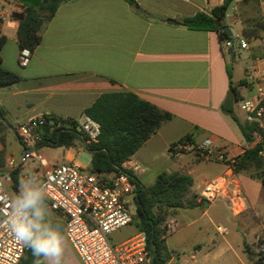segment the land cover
Instances as JSON below:
<instances>
[{
    "label": "crops",
    "instance_id": "1",
    "mask_svg": "<svg viewBox=\"0 0 264 264\" xmlns=\"http://www.w3.org/2000/svg\"><path fill=\"white\" fill-rule=\"evenodd\" d=\"M222 1L135 0L137 9L123 0L62 2L51 19L42 24L39 44L31 52L28 64L20 67L16 40L20 20L12 18L11 14L22 13L23 7L19 9L17 3L0 0V35L6 38L0 50L1 66L20 78L15 84L0 87V108L6 125L4 146L0 142L4 169L18 167L20 181L29 176L24 170L28 160L21 163L23 149L20 158L7 151L8 131L20 145L13 131L18 124L39 116L78 120L100 95L130 92L172 117L122 166L138 178L156 159L153 150L157 147L166 163L163 171L189 176L192 187L188 196H197L205 183L225 173L226 168L213 159L171 151L172 144L188 135L191 143L209 140L213 148H222L227 158L236 159L252 148L253 142L246 141L234 121L220 110L229 90V79L223 45L216 32L191 30L171 25L168 20L190 17L197 12L209 13ZM255 15L264 19V0H231L223 19L231 37L234 35L239 43L246 44L245 48H240L239 44L242 55L232 50V60L236 55L240 58V75L234 77L231 71L230 82L239 95L233 103V113L248 127L246 115L237 102L253 99L257 89L264 88V36L247 42L241 34L243 20L249 21ZM261 146L260 155L264 160V143ZM37 150L39 152L41 147ZM44 159L45 168L30 159L39 167L29 171L38 181L44 169L56 165ZM235 178L241 212L233 213L225 200H219L211 205L203 203L199 207L179 209L167 218L165 222L171 223L165 238L171 253L167 264H172L175 256H179V252L174 253L168 247L167 240L190 226L202 233L208 243L196 242L192 246L190 258L193 261L201 251L209 252L222 244L230 246L229 235L233 232L239 236L243 250L246 243L243 236L264 226V186L250 170L235 173ZM219 206L232 213H217ZM192 210L200 213H179ZM56 219L61 220L58 213L47 212V220ZM230 220L231 230L220 225ZM217 227L225 232L219 234ZM64 243L63 264H81L65 239ZM173 249H182L181 243L175 244Z\"/></svg>",
    "mask_w": 264,
    "mask_h": 264
},
{
    "label": "trees",
    "instance_id": "2",
    "mask_svg": "<svg viewBox=\"0 0 264 264\" xmlns=\"http://www.w3.org/2000/svg\"><path fill=\"white\" fill-rule=\"evenodd\" d=\"M70 0H46L39 8L34 9L23 6L22 19L18 22L16 40L19 50L28 49L31 52L40 41L39 30L43 23L48 22L54 15L58 5ZM130 6L138 8L135 0H123ZM231 0H223L220 6L214 7L209 13L197 12L193 16L183 17L179 20H168L171 25H179L191 30L214 31L219 42H229L230 37L223 30V19ZM242 37L249 42L264 36V19L255 15L251 20L244 21L241 31ZM6 38L0 35V50ZM228 54L233 50L229 46ZM233 59V57H232ZM229 90L226 98L220 106L223 114L229 116L239 128L244 139L251 142L250 127L239 122L233 113V103L239 99L236 87L231 85V72L227 69ZM20 80L15 73L7 71L1 66L0 57V87L9 86ZM242 84V81L240 82ZM83 115L99 126V134L95 141H89L81 133L64 128L55 132H49L48 126L41 127L42 138L36 145L72 147L75 140L83 143L84 149L90 154L88 172L94 175H116L125 173L135 187L133 204L135 206L131 224L136 233H143L146 239L148 251V264H167L171 258L165 238L167 231L163 223L167 218L179 209H191L202 206L197 202V196H188L192 187L189 176L179 172H159L153 184L144 187L137 178L122 165L168 120L172 115L156 106L140 99L130 92L105 93L100 95L93 104L84 109ZM4 112L0 108V142L4 146L3 130L6 125L3 122ZM14 131V128H13ZM180 141L191 142L190 136H184ZM173 145V144H172ZM261 145H256L244 151L235 159L234 172L250 170L252 175L261 180L264 178V160L260 155ZM4 151H0V175L7 171L11 176L10 191L14 195L19 191V168L4 169ZM264 186V183H261ZM46 208V202L44 201ZM45 222L58 229L63 236L64 223L62 220H47ZM243 252L254 258L255 264H264V255L259 251H253L247 243H243ZM42 260V258H41ZM18 264H35V258L29 248L24 252ZM43 264V261H42Z\"/></svg>",
    "mask_w": 264,
    "mask_h": 264
},
{
    "label": "built area",
    "instance_id": "3",
    "mask_svg": "<svg viewBox=\"0 0 264 264\" xmlns=\"http://www.w3.org/2000/svg\"><path fill=\"white\" fill-rule=\"evenodd\" d=\"M23 7V6H21ZM230 46L229 42H226ZM244 42L240 48H245ZM28 49H20L18 65L26 67L30 58ZM257 73V71L253 70ZM238 108L246 115L253 147L264 143V88L259 87L253 99L239 100ZM47 125L49 132L64 128L81 133L89 141H95L99 126L83 116L78 120L56 116H39L18 124L14 133L23 149L21 163L33 159L42 168L47 165L38 152L41 127ZM174 152H190L196 157L221 162L226 172L205 183L197 199L206 205L225 200L231 211L241 212L240 194L235 178V159L227 158L222 148H213L209 140L199 144L177 141L169 148ZM264 183V178L260 180ZM11 176L6 171L0 175V264H18L28 247L17 241L10 225L5 223L13 195L10 191ZM46 209L58 213L64 223L63 238L72 247L81 264H148V251L143 233H135L117 245L109 236L128 226L132 216L128 204L133 201L135 187L125 173L94 175L84 172L73 162L46 168L40 178ZM168 232L171 223L164 222ZM223 234L225 229L217 227ZM259 252L264 255V242H259Z\"/></svg>",
    "mask_w": 264,
    "mask_h": 264
},
{
    "label": "rangeland",
    "instance_id": "4",
    "mask_svg": "<svg viewBox=\"0 0 264 264\" xmlns=\"http://www.w3.org/2000/svg\"><path fill=\"white\" fill-rule=\"evenodd\" d=\"M226 23H228L226 21ZM227 27V25H225ZM234 31H236V27H233ZM233 51L241 53L239 48L240 40L235 38L233 35ZM229 46L226 43H223V51L224 56L227 61L228 70L234 75V77H238L240 75V66H239V55L235 56V59L232 60L229 57L228 49ZM242 55V53H241ZM11 126H14V122L10 123ZM6 145L8 153H14L16 158H20V154L22 152L21 146L18 142L13 138L12 133L10 131L7 132L6 135ZM160 150L156 147L153 150L154 155H156V159L151 163L149 168H146V173L143 175H138L137 180L144 186L149 187L153 184L156 175L163 171L166 168V163L161 158ZM39 153L47 158L49 162L55 163L56 165H63L70 162H73L77 167H79L84 172H88L89 164H90V154L84 149L83 143L80 140H75L74 145L72 147H57V146H41V150ZM39 168L34 161L28 160L24 164V170L26 173H29L31 168ZM5 171V169H3ZM40 182V180H39ZM135 206L133 201H130L128 204V210L131 215L134 214ZM178 211V210H177ZM217 213H230L223 206H219L216 209ZM179 213H200L198 210L192 211H182ZM232 213V212H231ZM234 213V212H233ZM230 217V214H228ZM231 219V218H230ZM237 219V218H236ZM221 226H225L228 230H231L232 221L225 223H220ZM174 228L172 227V231ZM249 230V229H248ZM246 231V230H245ZM254 231V232H253ZM253 233L251 231L246 233V237L243 236L246 243L250 246V248L258 252L259 251V242H264V226L260 228L253 229ZM136 233L135 227L133 224H129L128 226L114 232L109 236V241L112 245H117L122 241L128 239L132 235ZM230 246L222 244V246L218 249L210 250L209 252L201 251L197 254V260L193 261L190 258V254L192 253V246L196 244V242L208 244L207 239L204 237L202 233L195 229L194 226H190L183 230L182 232L175 233L167 240V245L170 247L174 253L179 252V256H175V260L172 264H255V260L249 254H246L242 250L241 241H239V236L237 233L233 232L229 235ZM177 243H181L182 249H173V246ZM197 253V251H195Z\"/></svg>",
    "mask_w": 264,
    "mask_h": 264
},
{
    "label": "clouds",
    "instance_id": "5",
    "mask_svg": "<svg viewBox=\"0 0 264 264\" xmlns=\"http://www.w3.org/2000/svg\"><path fill=\"white\" fill-rule=\"evenodd\" d=\"M45 194L36 176L21 179L19 191L10 202V212L4 221L14 237L28 247L35 264H63L64 238L58 229L45 222Z\"/></svg>",
    "mask_w": 264,
    "mask_h": 264
},
{
    "label": "water",
    "instance_id": "6",
    "mask_svg": "<svg viewBox=\"0 0 264 264\" xmlns=\"http://www.w3.org/2000/svg\"><path fill=\"white\" fill-rule=\"evenodd\" d=\"M14 3L18 4V8L20 9L21 6H29L31 8L37 9L40 7V5L42 3H45L46 0H8ZM11 17L17 20H21L23 15L21 13L18 12H14L11 14ZM223 30L228 34V36L230 37V41L229 44L230 46H233V38L231 37V33L230 30L228 29V27H224ZM229 57L230 59H232L233 57V51L229 52Z\"/></svg>",
    "mask_w": 264,
    "mask_h": 264
}]
</instances>
